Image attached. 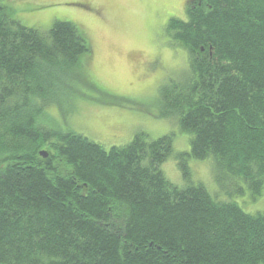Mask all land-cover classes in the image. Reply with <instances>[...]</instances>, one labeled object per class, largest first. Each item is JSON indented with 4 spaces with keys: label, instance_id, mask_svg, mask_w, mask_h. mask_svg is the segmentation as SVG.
I'll return each mask as SVG.
<instances>
[{
    "label": "trees",
    "instance_id": "obj_1",
    "mask_svg": "<svg viewBox=\"0 0 264 264\" xmlns=\"http://www.w3.org/2000/svg\"><path fill=\"white\" fill-rule=\"evenodd\" d=\"M187 2V20L171 18L165 31L187 49L190 80L161 89L162 115L192 134L178 155L183 175L186 157L212 158L232 192L244 193L242 180L259 196L264 0ZM91 52L77 25L27 27L0 0V264H264V211L171 182L161 169L171 135L106 149L47 128L51 83Z\"/></svg>",
    "mask_w": 264,
    "mask_h": 264
},
{
    "label": "rangeland",
    "instance_id": "obj_2",
    "mask_svg": "<svg viewBox=\"0 0 264 264\" xmlns=\"http://www.w3.org/2000/svg\"><path fill=\"white\" fill-rule=\"evenodd\" d=\"M1 1L27 27L48 31L57 20L77 25L91 47L80 66L57 73L51 83L41 116L47 128L83 134L106 149L137 134L148 140L171 135L173 151L161 165L171 182L201 183L216 200L235 202L249 214L264 211V189L255 196L236 180L245 191L232 192L236 184L218 180L212 158L186 157L190 179L183 175L178 155L190 152L192 134L181 130L176 115H162L161 89L190 80L187 49L171 43L165 31L171 18L187 20V0Z\"/></svg>",
    "mask_w": 264,
    "mask_h": 264
},
{
    "label": "water",
    "instance_id": "obj_3",
    "mask_svg": "<svg viewBox=\"0 0 264 264\" xmlns=\"http://www.w3.org/2000/svg\"><path fill=\"white\" fill-rule=\"evenodd\" d=\"M40 154H41L43 157H47V156H48V152H47V151H41Z\"/></svg>",
    "mask_w": 264,
    "mask_h": 264
}]
</instances>
